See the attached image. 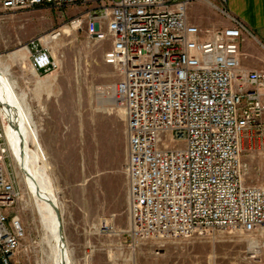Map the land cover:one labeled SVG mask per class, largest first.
Returning a JSON list of instances; mask_svg holds the SVG:
<instances>
[{
  "label": "built area",
  "instance_id": "obj_1",
  "mask_svg": "<svg viewBox=\"0 0 264 264\" xmlns=\"http://www.w3.org/2000/svg\"><path fill=\"white\" fill-rule=\"evenodd\" d=\"M194 1L0 0L6 12L82 8L25 44L39 74L60 68L44 43L66 30L111 44L104 60L120 78L107 93L126 118L128 223L119 228L115 214L101 216L89 232L116 239L120 250L264 229V184L247 183L243 159L245 141L264 134V68L242 63L245 42L251 38L264 51V39L224 5L213 6L231 24L203 29L188 15ZM1 97L0 264H22L17 253L26 229L13 214L21 192L7 137L14 115Z\"/></svg>",
  "mask_w": 264,
  "mask_h": 264
},
{
  "label": "rangeland",
  "instance_id": "obj_2",
  "mask_svg": "<svg viewBox=\"0 0 264 264\" xmlns=\"http://www.w3.org/2000/svg\"><path fill=\"white\" fill-rule=\"evenodd\" d=\"M199 5L198 14L211 15L213 10L206 1ZM81 10L49 4L10 12L0 9V69L16 80V91L26 93L32 108L25 119L30 149L39 153L40 174L53 184L74 263L122 264L120 256L110 251L117 245L116 239L89 232L101 216L115 214L119 228L128 223L126 118L107 93L120 78L118 69L104 60L111 44L90 40L83 30H66L44 43L60 60V68L51 75L32 69L25 48L30 39L58 29ZM255 44L250 38L242 51L258 49ZM244 144L243 159L249 165L246 181L264 184V134H256ZM10 162L18 173L21 192L13 214L22 218L26 229L17 260L44 264L48 247L41 217L15 156L11 155ZM136 263L264 264V229L252 234L223 231L164 244L148 241L139 247Z\"/></svg>",
  "mask_w": 264,
  "mask_h": 264
},
{
  "label": "bare ground",
  "instance_id": "obj_3",
  "mask_svg": "<svg viewBox=\"0 0 264 264\" xmlns=\"http://www.w3.org/2000/svg\"><path fill=\"white\" fill-rule=\"evenodd\" d=\"M51 41V40H50ZM1 82L8 87V93L5 94L3 99H10L16 110L18 122L20 125L19 130L10 127L7 130V137L10 142L11 152L15 156L16 162L19 164V173L22 176L23 182L29 190L30 197L34 198L35 204L41 217V222L44 228L43 241L48 247L46 253V263L44 264H75L71 258V253L65 238V255L62 253V245L59 232V218L57 216L55 207L45 198H50L56 206L59 201L54 190L51 180L46 176L40 174L39 168L41 165V158L39 153L30 149L31 135L29 126L25 124V116L32 113L29 107L27 110L21 103L25 99L24 92H17V82L13 78H7L5 72L0 69ZM22 100V101H23ZM27 108V107H26ZM30 120V119H29ZM48 172V171H47ZM60 210V206H58ZM61 213V210H60ZM61 223L62 213H61Z\"/></svg>",
  "mask_w": 264,
  "mask_h": 264
},
{
  "label": "crops",
  "instance_id": "obj_4",
  "mask_svg": "<svg viewBox=\"0 0 264 264\" xmlns=\"http://www.w3.org/2000/svg\"><path fill=\"white\" fill-rule=\"evenodd\" d=\"M206 0H198L191 3L188 9V15L192 22L200 25L205 30H210L219 26L230 25L231 21L222 15L213 5L222 6L224 5L229 12L244 21L247 26L253 31L255 35L259 38L264 39V0H207L209 9L212 11L211 15L207 14L203 17L198 14L199 3L205 2ZM217 11L219 13L214 12ZM221 15V16H220ZM249 40V39H248ZM247 40V41H248ZM246 41V42H247ZM254 41V40H253ZM245 42V43H246ZM245 45V44H244ZM242 46V48L244 47ZM258 49L251 50L245 53V58L243 59V64L252 69H262L264 68V52L263 50L255 44ZM262 52V54H260ZM25 93V98H26ZM23 100V99H22ZM21 100L22 105L27 110L30 105L27 104L26 99ZM27 107V108H26ZM32 109V108H31ZM26 114V118H27ZM25 118V119H26ZM25 122V121H24ZM27 125V123L25 122ZM117 253L122 259V264H137L136 258L138 250L136 252L129 249L120 250L117 245L110 251Z\"/></svg>",
  "mask_w": 264,
  "mask_h": 264
},
{
  "label": "water",
  "instance_id": "obj_5",
  "mask_svg": "<svg viewBox=\"0 0 264 264\" xmlns=\"http://www.w3.org/2000/svg\"><path fill=\"white\" fill-rule=\"evenodd\" d=\"M1 76H0V94H2V101H3V104L6 108H8L12 114L14 115V120L11 121V126L13 129H17L19 130L20 129V125H19V122L18 120L16 119V116H18L16 110H13L14 107L12 105V101L10 99H3L5 94L8 93V87H6L5 85H3V83L1 82ZM54 207H55V210H56V213H57V216L60 220L59 222V232L60 233V240H61V245H62V253L65 255V252H66V249H65V233L64 232V225L63 223H61V213H60V210L58 208V206H56V204L50 199V198H47L45 197Z\"/></svg>",
  "mask_w": 264,
  "mask_h": 264
}]
</instances>
